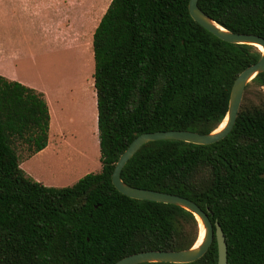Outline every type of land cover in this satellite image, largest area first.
I'll use <instances>...</instances> for the list:
<instances>
[{"label": "trees", "instance_id": "1", "mask_svg": "<svg viewBox=\"0 0 264 264\" xmlns=\"http://www.w3.org/2000/svg\"><path fill=\"white\" fill-rule=\"evenodd\" d=\"M189 1H111L93 37L102 169L72 185L48 186L21 167L16 143L28 145V157L48 145L50 108L43 92L0 74V264H112L196 243L200 226L191 211L132 198L112 180L119 157L141 133L217 128L235 79L262 55L255 45L205 28ZM199 6L232 31L264 37V0H199ZM253 81L264 85V73ZM263 172L264 102L249 103L244 94L225 138L147 142L122 178L209 208L226 235L228 264H264ZM140 264H218V242L193 262Z\"/></svg>", "mask_w": 264, "mask_h": 264}, {"label": "rangeland", "instance_id": "2", "mask_svg": "<svg viewBox=\"0 0 264 264\" xmlns=\"http://www.w3.org/2000/svg\"><path fill=\"white\" fill-rule=\"evenodd\" d=\"M111 1L0 0V71H3L5 66L4 40L11 30L10 26L6 27L5 24L21 19L28 27L25 31H12L16 39H22L26 53L19 61V71L32 81L43 80L51 83L63 92L67 101L66 114L63 120L59 121V126L74 134L64 139L61 145L68 148L64 152L70 156L76 154L74 163L71 162V158L62 159L66 170H69L68 173L42 171L38 168L37 161H29L28 145L22 141L16 143L22 163L26 165L30 162L35 166L48 186H69L85 174L98 172L102 168L98 107L95 104L97 94L93 76L95 68L93 37ZM41 11L44 37L42 47L39 46L40 31L31 28L34 21L40 24ZM20 14L22 15L19 16ZM68 44L71 47H65ZM80 63L83 64V70L79 72ZM250 84L245 93L247 102H264V85L255 84L253 80ZM85 99L89 107L84 103ZM47 159L51 160V158ZM75 164L78 169L71 171V166Z\"/></svg>", "mask_w": 264, "mask_h": 264}, {"label": "water", "instance_id": "3", "mask_svg": "<svg viewBox=\"0 0 264 264\" xmlns=\"http://www.w3.org/2000/svg\"><path fill=\"white\" fill-rule=\"evenodd\" d=\"M189 10L192 17L223 40L232 43L252 44L262 52L260 59L246 67L235 79L229 100V109L220 125L210 132H199L194 130H158L144 132L138 135L119 157L112 180L115 187L122 193L137 199L153 200L158 202L179 205L191 211L203 222L205 234L202 242L179 250L152 249L129 254L112 264H140L145 262H171L188 263L200 259L208 251L214 239L218 242V264H228V244L224 230L218 220L211 219V210L202 208L196 201L171 192L155 189L142 188L127 183L122 178V170L129 159L147 142L161 139H174L196 144H211L225 138L233 129L242 104L247 84L259 73H264V37L254 33L235 32L221 25L217 20L207 14L200 6L199 0L189 1ZM262 47V48H261ZM227 119L220 130L219 127ZM264 177V172L261 173ZM201 230V228H200ZM200 236V232H199Z\"/></svg>", "mask_w": 264, "mask_h": 264}, {"label": "crops", "instance_id": "4", "mask_svg": "<svg viewBox=\"0 0 264 264\" xmlns=\"http://www.w3.org/2000/svg\"><path fill=\"white\" fill-rule=\"evenodd\" d=\"M21 15L22 14H20L19 16ZM39 22L40 24L34 21L31 24V28H34L36 31H40L41 40L39 42V46L42 47L44 45V37L42 34L43 12L40 16ZM5 25L6 27L10 26L11 30H10V33L7 35V39L4 40L3 47H5L4 48L5 66H4V70L0 71V74L12 80L20 81L28 86H31L43 92L48 101L50 113H51V125H50V131H49L48 145L44 149L30 156L29 161L30 162L37 161L38 168L41 169L42 171H45V172L47 171L48 173H52V171L53 173L57 171H58L57 173L59 172L68 173L67 171L69 170H66V166L65 164H63L62 159L67 160V158H71V162L74 163L76 159L75 157L76 154H71L70 156L67 152H64V150H68V148H64L61 145L64 139H66L69 135L72 136L74 134L71 131H66L64 127L59 126V121L61 119L63 120L64 115L66 114L65 109H66L67 101L64 98L63 92L61 90H58V88L54 87L51 83H47L46 81L44 82L43 80L32 81L31 79H28V77H26L25 75L21 74V72L19 71L18 64H19V61L22 59V57H24L23 55L26 53L24 50L22 39H16V36L13 34L12 31H15V32L17 30L25 31V28H27L28 26H26L27 23L22 21L21 19H18L10 23H6ZM65 47L69 48L71 47V45L68 44V45H65ZM80 70L81 71L83 70L82 63H80L79 72ZM95 93L97 94L96 91ZM70 98H71V94H70ZM95 99H96L95 104L97 105V98ZM97 118H98V110H97ZM47 158H51V160H48ZM30 162L29 164H26V165L21 163V167L25 169V171L28 174H30L32 177H34L36 180L42 181L44 184H46L45 179L42 176V174H40L36 170L35 166H32ZM75 169H78L76 164L74 166H71V171L72 170L75 171Z\"/></svg>", "mask_w": 264, "mask_h": 264}, {"label": "bare ground", "instance_id": "5", "mask_svg": "<svg viewBox=\"0 0 264 264\" xmlns=\"http://www.w3.org/2000/svg\"><path fill=\"white\" fill-rule=\"evenodd\" d=\"M84 103H86V105H88L86 99L84 100ZM88 107H89V105H88ZM226 122H227V119L223 122V124L219 127L218 130H220L221 128H223L225 126ZM200 228H201V230H200V236H199V240H198L196 246H198L202 242V240L204 238V234H205V228H204V225H203V222L201 221V219H200Z\"/></svg>", "mask_w": 264, "mask_h": 264}]
</instances>
